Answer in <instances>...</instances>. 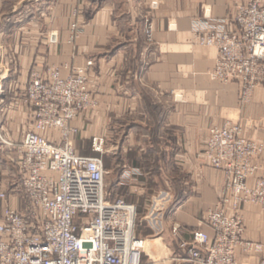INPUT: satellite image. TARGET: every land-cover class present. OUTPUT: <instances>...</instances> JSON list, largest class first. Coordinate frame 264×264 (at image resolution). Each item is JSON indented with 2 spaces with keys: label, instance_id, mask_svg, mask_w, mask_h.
<instances>
[{
  "label": "crops",
  "instance_id": "1",
  "mask_svg": "<svg viewBox=\"0 0 264 264\" xmlns=\"http://www.w3.org/2000/svg\"><path fill=\"white\" fill-rule=\"evenodd\" d=\"M251 1L0 0V218L5 208L29 211L17 148L33 110L25 102L16 113L10 100H25L33 69L66 77L92 61L97 107L72 122L77 155L100 157L110 190L136 206V236L148 243L141 264H191L193 234L215 237L206 216L225 195V174L202 159L209 129L238 123L245 139L264 144V85L241 104L239 84L211 78L217 49L196 37L235 29L238 7ZM145 17L152 43L141 33ZM95 139L103 154L93 152ZM239 214L244 243L262 248L239 247L238 263L262 264L264 210L242 204Z\"/></svg>",
  "mask_w": 264,
  "mask_h": 264
},
{
  "label": "built area",
  "instance_id": "2",
  "mask_svg": "<svg viewBox=\"0 0 264 264\" xmlns=\"http://www.w3.org/2000/svg\"><path fill=\"white\" fill-rule=\"evenodd\" d=\"M235 24L227 32L198 35L196 42L218 51L212 80L239 84L240 103L247 104L264 85L262 1L239 6ZM141 33L147 42H153V26L146 17L141 21ZM93 68L94 63L88 61L66 77L55 67L45 76L34 69L25 100L16 97L8 104V109L22 113L28 103L34 119L17 148L21 188L29 211L26 215L10 208L3 211L0 264H141L136 206L110 197L103 160L78 156L72 139L78 132L72 122L97 107L89 88ZM51 132L56 133L55 140L47 136ZM103 143L95 139L93 152L103 154ZM202 159L225 174V195L206 216L215 237L195 232L189 261L239 264V247L262 248L244 243L239 208L254 204L264 210V144L245 139L240 124L227 122L209 129ZM0 199L6 200L7 195L1 193ZM179 231V226L173 228L175 235Z\"/></svg>",
  "mask_w": 264,
  "mask_h": 264
},
{
  "label": "rangeland",
  "instance_id": "3",
  "mask_svg": "<svg viewBox=\"0 0 264 264\" xmlns=\"http://www.w3.org/2000/svg\"><path fill=\"white\" fill-rule=\"evenodd\" d=\"M55 68H58V67H55ZM48 69H51V67H48L44 72H41L43 76H45V74L47 73ZM58 69H60V68H58ZM33 70H34V69H33ZM60 71H61V69H60ZM28 80H29V79H28ZM27 83H28V82H27ZM26 88H27V86H26ZM84 112H86V111H84ZM72 139H73L74 144H76L75 141H74V136H73ZM75 146H76V145H75ZM107 178H108V177H107ZM108 181H109V180H108ZM105 184H106V188H107V190H108V193H109L110 195H112V196L117 195V196H119V198H123V199H124L122 193H120L119 191L113 193L112 190H110V186L107 185V181H106ZM141 240H143V239H141ZM145 250H146V248H145Z\"/></svg>",
  "mask_w": 264,
  "mask_h": 264
},
{
  "label": "bare ground",
  "instance_id": "4",
  "mask_svg": "<svg viewBox=\"0 0 264 264\" xmlns=\"http://www.w3.org/2000/svg\"><path fill=\"white\" fill-rule=\"evenodd\" d=\"M247 205H254V204H247ZM254 206H257V205H254ZM257 207H259V206H257ZM259 208H261V207H259ZM147 247H148V243L145 242L144 240H141V249L143 252H144L145 248H147Z\"/></svg>",
  "mask_w": 264,
  "mask_h": 264
}]
</instances>
